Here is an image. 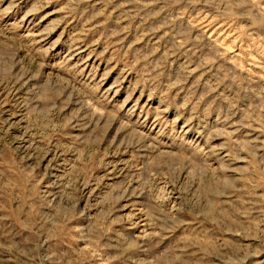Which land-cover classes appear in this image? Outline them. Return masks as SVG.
Instances as JSON below:
<instances>
[{
  "label": "rangeland",
  "instance_id": "rangeland-1",
  "mask_svg": "<svg viewBox=\"0 0 264 264\" xmlns=\"http://www.w3.org/2000/svg\"><path fill=\"white\" fill-rule=\"evenodd\" d=\"M0 264H264V0H0Z\"/></svg>",
  "mask_w": 264,
  "mask_h": 264
}]
</instances>
